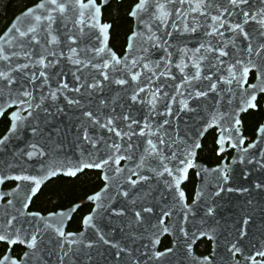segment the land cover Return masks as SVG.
<instances>
[{"label":"water","instance_id":"water-1","mask_svg":"<svg viewBox=\"0 0 264 264\" xmlns=\"http://www.w3.org/2000/svg\"><path fill=\"white\" fill-rule=\"evenodd\" d=\"M114 1L121 2L123 0H95V5L99 9L95 13V19H92V11L87 7L88 0H81L84 7L66 13L65 15L69 17L67 21L61 22L59 14H55L58 18L52 25V35L56 37V42L53 44L46 43L47 39H51L43 31L46 22L41 21L37 24L34 19L35 16L46 14L43 9L37 8L42 0L17 14L0 35L3 37L14 27L27 30L29 26H36V35L40 43L33 48V52L45 55L46 63L48 60L55 59L56 61L54 65L44 69L50 75L56 74L51 75L47 84H42L41 78L36 80V86L33 87L21 74H12L18 77L19 83L25 84L32 92V103H42L44 107L51 105L50 111L55 115L51 118L49 125L44 128L45 137H50V140L39 141V138H34L26 121L15 134L11 133V114L19 112V115L23 117L26 113L20 111L19 104H13L16 96L15 90L12 93V100L9 99L7 88H4V94L0 97V107H2L0 119L7 114L9 121L8 130L0 138L8 137L6 144L0 145V233L10 236L8 240L0 241L7 245L6 253L1 259L7 256L11 260H15L17 264H61L59 257L63 255V251L68 250V245L65 243L63 250L60 248L61 238L57 235V228L65 233L67 240L92 242L94 245L91 249H85L82 243L73 245L70 257H66L63 264H179V261L183 259L180 256L181 252L193 253L196 243L202 238L212 240L213 250L259 249L243 240L235 239L233 236L234 227L227 220L234 208L233 196L236 191L246 187L252 179V175L246 170H239L237 174L233 173V176L231 172L234 171V168L232 167L228 169L230 177L225 180L224 175L219 176L221 168L208 169L196 162L203 138L213 129L219 134L216 140V145L219 147L218 154L225 151L226 144L229 142L228 148L234 149V155L237 157L249 154L264 156V126L258 131V137L253 147L243 148V142H240L244 141L239 125L240 115L247 109L246 98L250 89H246L245 85L248 75L239 85L233 83L230 86L232 89L230 94L221 93V84L218 83V95L209 92L207 97L199 99L190 98L188 93L201 88L207 90L208 81H193L191 85L184 86L181 78L195 72L193 64L201 54L207 57L200 62L202 75L206 74L209 61L213 64L216 63L213 55L205 53L204 49H201V53L194 52L201 44L206 47L218 44L224 47V50L230 53L229 56L222 58L225 64L232 59L233 54L239 55L238 50L243 49L249 41H245L242 35H234L229 31V28L236 24H240L246 32L250 33L251 42L256 44L257 38L261 37L259 33L264 31V28L258 23L259 20L264 19V0H247L246 3L241 4L240 8H230L232 15H225L222 18L225 20V26L219 28V31L223 33L222 36L206 35L207 32L212 31L213 22L210 19L206 20L198 11H192V8L198 7L199 0H184L183 4L179 0H172V3H168V0H148L147 11L139 10L136 15H133V10L140 2L137 0L128 14L132 21V30L126 38L125 48L121 55H118L110 46L111 24L102 20V9ZM156 2L165 7L161 10L156 9ZM28 9H33L32 15H26ZM177 9L181 10L184 15H177ZM244 11L255 15V19H249L248 23H244ZM81 12L85 24L74 25L73 19ZM153 13H156L157 16L167 13L164 16V22L161 23L159 19L154 18ZM212 14L215 15V11ZM104 25L107 27H103ZM192 27H195L196 31L193 32ZM81 29H83V33ZM68 35L79 37L77 43L71 45L77 49L73 59L85 60L87 67L76 65L73 60L68 59L69 56H73L69 51L70 42L66 38ZM150 37L154 38L150 39ZM9 40L12 41L13 37L10 36ZM233 43L236 48H233ZM0 44H3L2 40H0ZM157 44L159 47L154 46ZM8 47L13 51H20L14 43H10ZM93 47L102 48L103 51L97 56L95 52L88 51ZM145 49L147 51H144ZM165 49H167V53H171V56H167ZM179 49L187 52V57H182ZM52 51L57 53L55 58L48 55ZM112 54L123 62L119 65L120 71H116L111 66L110 57ZM38 58V55H33V60ZM181 59L186 65L183 72L176 67ZM89 60L91 64L88 63ZM105 60L109 61L108 68L102 67ZM133 61L138 63L134 66ZM19 62L30 63L22 54ZM92 64H96L97 67L93 68ZM165 65H167L168 71H165ZM40 70L38 65L30 64L28 72L29 74L36 72L38 75ZM101 71L109 75V80H103V77L99 75ZM213 71L215 70L213 69ZM61 72L63 73L62 77L59 76ZM132 73L138 74L136 81L131 80ZM152 73H155V76ZM73 74L82 76L81 83L84 80L91 83L93 82L92 77H95L101 81L102 88L96 90L91 97H81L79 93L71 91L78 86ZM223 74L227 75L226 71ZM170 76L175 79H171ZM58 78L68 84V89H61L58 92L55 104L51 100L41 101L42 93L47 95L50 89L57 90L56 81ZM117 79H125L128 83L117 85L114 82ZM149 79H151V83H148ZM263 83L256 79L255 85L262 87ZM137 85L145 89L140 93L143 102L132 105L128 97L132 94L131 88ZM175 85H181L180 93L183 95L175 91ZM0 87L3 85L0 84ZM12 87L15 89L18 86ZM157 87L161 89V94L154 100L152 93L156 92ZM163 93H167V97H164ZM173 96L175 97L174 101L171 99ZM65 97L81 99L82 104L86 105L87 109L93 110L102 120L104 114L131 111L132 115L140 121V127L148 123L152 126L153 132L157 131L156 126L159 123L168 119L171 127H165L171 138L177 141V145H172L171 149L160 145L163 157H168V159H163V157L160 159L148 158V161L142 164L140 158L146 145L127 152L129 143L127 137H124L122 142L119 137L106 130L91 129L94 136H103L108 145H111L113 141L120 144L121 150L117 152L101 143L98 145L100 151H93L92 155H89V151H92L91 147L87 146V149L78 147L79 141L76 139L78 126L81 123L87 125L88 122L86 118L82 117V110L76 106H69ZM101 99L105 101L107 107L100 105ZM149 101H153L155 104L154 110H152L153 105ZM166 102L171 104L173 110L171 116L159 115V113L165 112ZM182 102L187 103L188 108L181 111ZM56 105L63 108L64 111L57 113ZM113 109H115V113H113ZM116 123L120 128L127 130L125 123L120 121H116ZM132 127L137 132L139 131L136 125ZM57 129H59L58 133ZM148 138H152L156 142L155 138L151 136L144 139ZM34 140L38 141L40 147L45 151L44 157L34 156L29 159L22 155L23 151L30 150L28 145ZM130 142L134 145L141 144V139L133 136ZM172 151L177 152L176 159H172ZM109 155L114 158L120 156L125 158L120 159L118 163L109 161L108 165L101 168L84 167V164L98 160L100 156L107 159ZM181 159H186L188 163L180 164ZM51 160H54L56 165L54 175L51 171L45 172L41 169L40 161L49 162ZM237 162L250 163L239 159V161L235 160L232 165ZM161 163L172 170L171 176L164 172L163 167H157ZM261 164L262 162H254V165L257 166L258 177L262 174L259 168ZM137 165H141L139 169ZM117 167L121 170L120 172L115 171ZM177 168L182 171L177 172ZM150 169H155V171ZM190 170L196 172L198 184L193 200L195 203L192 202L187 206L182 186L186 182ZM85 171L98 172L103 185L85 199V203L93 204V208L90 214L84 216L80 232H67V225L79 209V204L46 215L28 212L32 199L44 185L58 177L75 178ZM134 171L140 175L148 176L149 179L146 182L139 181L135 186L131 185L128 182L129 177L134 180L138 179V176L132 175ZM158 173H163V175ZM24 177L29 179H23ZM31 178H35V180ZM8 182H14L15 186L10 190L2 191V185ZM123 192H128L129 195L125 197ZM180 193H183L182 197ZM97 194H99V199H96ZM3 201L5 202L2 203ZM9 201L12 203L9 204ZM203 207L212 208L213 216L221 218L218 223L220 238L209 235V225H201L200 221L195 223ZM143 208H151L152 211L142 213V223L137 224L134 213ZM121 209L125 210L124 215H115V212ZM12 216L18 217L14 221L15 228L4 232V222ZM87 218L92 219L86 222ZM37 227L41 231L37 234L36 247L29 248L28 240ZM16 229L19 231L17 232ZM69 233L73 235L68 236ZM100 235H103L109 243L100 241ZM164 237L171 239V246L164 252L158 253L160 241ZM14 246L24 249L20 259L11 256V249ZM89 257L91 258L89 259ZM190 257L194 256L190 255Z\"/></svg>","mask_w":264,"mask_h":264},{"label":"snow or ice","instance_id":"snow-or-ice-1","mask_svg":"<svg viewBox=\"0 0 264 264\" xmlns=\"http://www.w3.org/2000/svg\"><path fill=\"white\" fill-rule=\"evenodd\" d=\"M181 4L184 3V0H179ZM247 0H199L198 7L192 8V11H198L201 16H204L206 20L210 19L213 24L211 25L212 31L207 32L206 35L213 36L220 35L222 36L223 33L219 31L220 27L225 26V20L222 19L225 17V15L231 16L232 12L229 10L231 9H237L240 8L241 4L246 3ZM168 3H172V0H168ZM147 4L148 0H140V2L136 5V8L133 10V15H136L137 11L143 10L147 11ZM227 5V6H225ZM84 5L81 3V0H42L40 4L37 5V8L43 9L44 13L40 16H35L34 19L39 24L41 21L46 22L43 31L47 34V36L51 37V39H47V44H53L56 42V37L52 35L53 28L52 25L57 20V15L59 14V19L61 22L67 21L69 17L65 15L68 12H74L78 8H82ZM87 7L92 11V19H95V13L99 11V9L95 5V0H88ZM155 7L158 10L163 9L165 6L163 4H160L159 2L155 3ZM215 11V15L212 14V12ZM177 15L183 16L184 13L177 9L176 10ZM33 9H28V12L26 15H32ZM167 13H162L161 15L157 16L156 13H153L154 18L159 19L161 23L164 22V16H166ZM244 23H248L249 19H255V15H250L249 12L244 11ZM195 19V18H194ZM73 24H85V21L83 19V13H79V16L75 17L73 19ZM258 23L261 25L262 28H264V19H261L258 21ZM216 25H219V27H216ZM94 27L95 25H91ZM103 27H107V25H104ZM175 27V25H174ZM187 27V25H185ZM193 32L196 31L195 27H192L191 29ZM150 31V29H149ZM229 31H231L234 35H242L243 39L245 41H249L246 46L243 49H239V55L233 54L232 59L225 64V61L222 59L223 57H227L230 55L228 51L224 50V47H221L219 44L216 46L208 45L207 47L204 44H201L198 48L194 50L195 53H201V49H204L205 53H210L213 55V58L216 60V63L213 64L211 61H209L207 65V72L206 74L201 73V66L200 62L206 59L207 57L204 54H201L199 57H197V61L193 64V67L195 68V72L191 75H184L182 76V84L184 86H189L193 81H202L206 80L208 81L207 90L197 89L194 92H189L188 95L190 98L199 99L201 97H207L209 92L217 93V85L218 83L221 84V93L230 94L232 92L231 85L233 83H236L239 85L241 81L245 79V77L249 74V72L252 69H255L257 72L256 79L258 81L264 82V42L253 44L251 42L250 33L246 32L240 24H236L234 27H230ZM81 32L83 33V29H81ZM37 27L36 26H29L27 30H21L19 27H14L10 32L6 33L3 37H0V40L3 41V44H0V84L3 85V87H0V97L4 94V88L8 89V95L9 99L12 100V93L15 90L16 96L13 100V104H19L20 105V111H23L26 113L25 116L21 117L19 115V112H13L11 114L12 119V125L10 128V132L15 134L20 126L26 121L28 127L31 129V133L34 138H39V141H45L50 140V137H45L44 128L49 125L51 118L54 117L55 113L50 111V107H44L42 103H32V92L28 90L25 84L19 83L18 77L13 76V73H18L23 76V78L27 81L28 84H31L33 87L36 86L35 82L37 79L42 78V84H47L48 81L51 79V75L56 74H49L44 69L49 68V66L54 65L56 63L55 59L48 60L46 63V56L43 54H36L33 52V48L40 43V40L38 39L37 35ZM15 34V35H14ZM135 35V34H134ZM169 35H171L169 33ZM12 36L13 40L10 41L9 37ZM259 36L264 37V31L259 33ZM67 40L70 42L69 44V51L73 54V56H69L68 59L73 60L74 64L79 65L81 67H87V64L85 63V60L82 59H73L77 49L75 47H72V44H76L79 37L74 35H68ZM154 37H150V39H153ZM10 43H14L16 47L20 49L19 52L11 50L8 46ZM155 47H159V45H154ZM233 48H236V45L233 43ZM84 51V49H82ZM88 51L95 52V54L98 56L103 49L102 48H96L93 47L91 49H88ZM144 51H147L145 49ZM182 57H187V52H185L183 49L178 50ZM165 52L167 53V49H165ZM23 55V57L29 61L30 63H20L19 58ZM33 55H38L39 58L37 60H33ZM49 56L55 58L57 56V53L55 51L49 52ZM60 55L62 56L63 53L61 52ZM167 56H171V53H167ZM190 58V57H189ZM162 59H164L162 57ZM111 66L116 69V71H120L119 65L123 63L118 57H116L114 54L110 57ZM89 64H91V61H88ZM138 62L133 61V65L135 66ZM30 64L38 65L41 70L39 71L38 75L36 72H31L29 74L28 70L30 68ZM93 68H96V64L91 65ZM103 68L109 67V61L105 60L102 64ZM144 67H147V65H144ZM177 68L183 72V68L186 67L183 63V59H181L180 63L176 65ZM213 69L215 71H213ZM79 71V68L77 69ZM165 71H168L167 65H165ZM226 71L227 75H224L223 72ZM219 73V74H218ZM78 86L73 88L71 91L75 93H79L81 97H91L94 95L96 90H99L102 88L101 81L96 79L95 77H92L91 83L87 82V80H84L83 83H81L82 76H76L73 74ZM99 75L103 77V80L107 81L109 80V75L105 72H100ZM153 76H155V73H152ZM60 77L63 76V73L61 72L59 74ZM171 79H175V77H171ZM138 79L137 73L131 74V80L136 81ZM57 85L58 88L55 91H52L51 89L47 93V95L41 94V101H47L51 100L53 104L58 99V92L68 89V84L64 82L61 79H57ZM117 85H125L128 83L125 79H117L114 81ZM148 83H151V79L148 80ZM18 86L17 88L13 89L12 86ZM228 86V87H224ZM180 87L181 85H175L174 89L179 94L183 95V93H180ZM250 88L253 89L251 93H248V99L246 100V103H249L250 106L254 107V104H251V101H254L256 99L254 93L256 91H262L264 92V87H258L257 85H250ZM84 90L83 92L81 90ZM145 89L142 87H139L137 85L134 88H131V95L128 97V99L132 102V105H135L137 103H142L143 98L140 97V93L144 92ZM161 94V89L157 87L156 92L152 93L153 99ZM164 97H167V93L162 94ZM215 98V97H214ZM171 99L174 101L175 97H171ZM65 100L67 101V104L69 106H76L80 108L82 117L86 118L87 125L84 123H81L78 126V134H77V141L78 147H84L87 149V146L91 147L92 151H89V155H92V152H99L100 148L98 147L99 144L103 143L106 147L109 149H114L117 152L121 150L120 144H117L115 141L112 142L111 145L107 144V141L104 139L103 136H94L92 134L91 129H99V130H106L108 133L114 134L116 137H119L121 141L123 142L124 137H127L129 140V143L127 144V152L133 151L135 148L140 147L141 145L144 146L143 152L141 154V163H146L148 161V158L152 159H160L163 157V152L159 148L160 145H163L165 148L171 149L172 145H177V141L172 139L169 135L167 128L165 126L171 127L170 121L168 119H164L162 123H159L156 128L157 131L153 132L151 130V125L148 123H145L143 127H140V121L134 117L131 113V111H123L119 114H104L103 120L100 118L99 115H97L93 110L87 109V106L82 104L81 99H69L68 97H65ZM91 102V101H89ZM100 105L107 107L105 104V101L101 99L99 101ZM150 104L153 105V109H155V104L153 101H149ZM183 109L188 108L187 103L182 102ZM165 112L159 113L161 116H171L173 115V110L170 103H165ZM0 111H2V107H0ZM64 111L63 108L56 105V112L62 113ZM113 113H115V109H113ZM214 118V117H213ZM116 121H120L126 124L127 130L125 131L123 128H120L119 125L116 123ZM133 125H136L139 128V131L137 132L135 129H133ZM57 133L59 132V129L56 130ZM136 136L141 139V144L134 145L130 141L132 140V137ZM154 137L155 141H153L152 138L144 139L146 137ZM8 137H5L4 139H0V145L6 144ZM171 141V143H169ZM241 143L243 141H240ZM253 147V145H249V148ZM28 149L22 152V155L27 156L29 159H32L34 156L37 157H44L45 151L42 147H40V144L38 141L34 140V142L30 143L28 145ZM124 156L120 157H112L108 156L106 159L104 156H100L98 160L91 161L90 163L84 164V167L86 168H101L103 166H106L109 164V161H112L113 163H118L120 159H124ZM177 158V152L172 151V159ZM163 159H168V157H163ZM188 161L186 159H181L180 164L186 165ZM41 169L45 172L51 171L52 174H55V161L51 160L49 162L40 161ZM141 165H137V168L139 169ZM157 167H163L164 172H167L169 176L172 175V170L167 168L162 163L159 164ZM151 171H155V169H150ZM116 172H120L121 170L117 167L115 169ZM177 172L182 171V169L177 168ZM159 175H163V173H158ZM132 175L138 176L137 180L131 179V177L128 178V182L135 186L138 184L139 181H147L149 179L148 176L140 175L138 172H132ZM23 179H29L28 177H24ZM35 180V178H31ZM107 179V177H105ZM224 179H227V176L224 177ZM257 189L264 188V184L258 183L255 185ZM242 191H247V189H242ZM125 197L129 195L128 192L122 193ZM181 197L183 196V193H180ZM216 195H219V193H216ZM99 194H97L96 199H99ZM89 199H92V197H89ZM12 202L9 201V204ZM23 203V202H22ZM195 203V201H193ZM187 207V206H185ZM190 210V209H189ZM124 209H121L120 211L115 212V215L122 216L124 215ZM151 208H143L141 211H136L134 213L135 222L137 224L142 223V213H149L151 212ZM212 208H208L207 212L208 214L212 213ZM20 215H23V213H20ZM167 215V213H165ZM18 217L12 216L10 219H7L4 222L3 225V231L7 232L8 229H14V221H16ZM92 218H87L86 222ZM245 224L248 223L247 220L244 221ZM18 232L19 229H16ZM39 227H37L33 233L30 236V239L28 240V247L29 248H35L36 242L38 239V233H40ZM57 235L61 238L60 241V248L63 250L64 244L66 243L68 245V250L63 251V255L59 257L61 264H63V261L66 257H70V253L72 252L73 245L77 243H82L85 249H91L93 248V243L88 242L84 243L83 241H77L75 239L67 240L65 237V233L63 231H60L57 228ZM73 234L69 233L68 236H72ZM10 239V236L5 235L3 233H0V241H5ZM100 241H103L104 243H109V241L104 239L103 235L99 236ZM113 247H116V245H113ZM171 251V250H169ZM236 251H239V249H236ZM27 255V254H26ZM260 257H264V251H259L257 253ZM91 257H89L90 259ZM207 259V258H205ZM0 264H17L15 260H11L10 257H4L3 259H0ZM255 264V262H254Z\"/></svg>","mask_w":264,"mask_h":264},{"label":"flooded vegetation","instance_id":"flooded-vegetation-1","mask_svg":"<svg viewBox=\"0 0 264 264\" xmlns=\"http://www.w3.org/2000/svg\"><path fill=\"white\" fill-rule=\"evenodd\" d=\"M257 41H258L257 43L264 42V37L257 38ZM256 74L257 73L255 69H252L248 74L245 88L250 89L249 93L253 91V89L250 88L249 86L255 85L256 83V76H257ZM262 87H264V83ZM254 95L256 99L254 101H251V104H254L255 106L252 107L250 106L249 103H247L246 111L240 115L239 126L241 129L242 137L244 139L243 148H247L249 147V145H253L256 142L258 137V131L260 130L261 127L264 126V92L256 91ZM247 99H248V94L246 100ZM8 127L9 126H7L6 130L0 134V138L6 133ZM248 131H250V133L246 134V132ZM209 134H212L214 137L213 140L215 147V154H214L215 159L210 161L211 163L209 164L206 163L203 160V158L199 156V152L201 151L200 150L196 156L197 163L204 165L208 169H212L216 167L221 168L219 172L220 173L219 176L224 175L230 177V173L228 172V169L232 167L234 168V171L232 172L230 171V172L233 176H234L233 173L237 174L239 170H246L252 175V179L250 180L249 183H247L246 187H243L240 190L236 191L235 195L233 196L234 208L230 212L227 220H229L234 227L233 236L235 239L243 240L247 244H251V246H254L255 248L258 247L259 249H255V250L239 249V251L213 250L212 240L202 238L196 243L193 253L181 252L180 256L183 259L179 261V264H254V262L255 264H264V257H260L259 255H257L259 251H264V188L257 189L255 187V185L258 183L264 184V156H253L249 154V155H244L242 157H237L234 155L235 150L228 148L229 142L226 144L225 151L221 154H218L219 147H217L216 145V140L219 134L214 129L211 130L208 134H206V136H208ZM202 142H201V149H202ZM237 142L238 141L236 140V143ZM239 159H242L244 162H250V163L242 164L237 162L236 164L232 165L235 160L239 161ZM254 162H262V164L259 165V168L262 171V174L259 177L257 176V166L254 165ZM197 184H198V180H197L196 172L190 170L187 175V180L182 186L183 192L185 194L187 206L192 204L194 200V194ZM14 186H15L14 182L4 183L1 187V190L7 191L12 189ZM242 189H247V191H242ZM85 199L83 202L77 203L79 204V209L82 206L86 207V211L84 213H81V216L79 218L78 229L74 231L69 230V223L71 222L72 218L79 209L75 212L70 222L68 223L67 232H73V233L80 232L82 228V220L84 216L91 213L93 204H89V203L86 204ZM4 202L5 201H3L2 203ZM31 203L28 208L29 213L33 212V213H39L41 215H46L48 213H53L58 211L56 210L46 213H40L36 210L31 209ZM59 210H63V209H59ZM207 210L208 208L205 207L201 208L195 223L197 221H200L201 225L202 224L209 225L210 226L209 235L220 238L221 234L218 228V223L221 221V218L219 216H213L214 211H212L211 214H208ZM245 220L248 221L247 224L244 223ZM163 239H168L169 244L164 248H161L159 246L158 253L164 252L165 250L169 249L171 246V239L169 237H164ZM161 241H160V245H161ZM0 245L5 247L4 253L1 254L0 256L1 259L6 253L7 245L3 243H0ZM14 247H18L19 252L16 253L13 252ZM14 247L11 249V256L13 258L20 259L21 255L24 252V249L20 246H14ZM190 255H193L194 257H190Z\"/></svg>","mask_w":264,"mask_h":264},{"label":"trees","instance_id":"trees-1","mask_svg":"<svg viewBox=\"0 0 264 264\" xmlns=\"http://www.w3.org/2000/svg\"><path fill=\"white\" fill-rule=\"evenodd\" d=\"M39 0H0V35L7 28L12 19L25 9L33 6ZM98 1V0H97ZM137 0H123L121 2H112L102 9V20L111 24L110 46L118 54L124 51L126 38L132 30V21L128 17L131 7ZM9 126L7 114L0 119V134ZM250 131L246 132L249 134ZM212 134L206 136L202 142V149L199 156L206 163L214 160L215 147ZM103 183L100 174L95 171H85L75 178L58 177L45 185L36 197L32 200L31 209L40 213L65 209L74 204L81 203L84 199L98 191ZM86 211L82 206L69 223V230L74 231L79 227V218L81 213ZM169 244L168 239L161 241V248ZM5 251V247L0 245V256ZM13 252H19L18 247H14Z\"/></svg>","mask_w":264,"mask_h":264}]
</instances>
